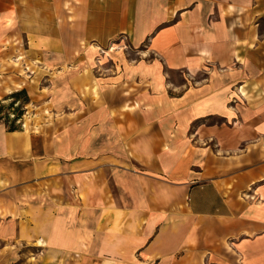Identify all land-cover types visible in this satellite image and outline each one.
<instances>
[{
  "label": "crops",
  "instance_id": "0c3cea01",
  "mask_svg": "<svg viewBox=\"0 0 264 264\" xmlns=\"http://www.w3.org/2000/svg\"><path fill=\"white\" fill-rule=\"evenodd\" d=\"M4 42L50 121L0 122V264H264V0H0Z\"/></svg>",
  "mask_w": 264,
  "mask_h": 264
},
{
  "label": "rangeland",
  "instance_id": "374dc122",
  "mask_svg": "<svg viewBox=\"0 0 264 264\" xmlns=\"http://www.w3.org/2000/svg\"><path fill=\"white\" fill-rule=\"evenodd\" d=\"M24 46V42L21 39L20 47ZM120 48L124 51H131V48L127 44H122ZM129 56H134L133 51ZM18 57H22L20 59V66L9 63L7 60V58L15 59ZM39 72V69H37V66L33 62L25 60L22 51L15 49L6 50L5 42L3 45H0V122L6 123L9 127L25 126L27 129L35 130L43 123L50 121L48 119L49 106L45 103V89H39V86L45 80L41 78L40 74L42 73ZM202 76L198 75L190 78L186 74L173 73L170 78L175 82H179L186 80L194 81L197 78H202ZM22 81L24 82L23 85L14 90L16 88L15 84ZM8 89L12 91L9 92Z\"/></svg>",
  "mask_w": 264,
  "mask_h": 264
},
{
  "label": "trees",
  "instance_id": "16d2710c",
  "mask_svg": "<svg viewBox=\"0 0 264 264\" xmlns=\"http://www.w3.org/2000/svg\"><path fill=\"white\" fill-rule=\"evenodd\" d=\"M10 128H16V127H10Z\"/></svg>",
  "mask_w": 264,
  "mask_h": 264
}]
</instances>
